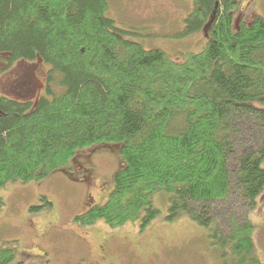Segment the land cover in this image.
<instances>
[{
  "label": "trees",
  "instance_id": "trees-1",
  "mask_svg": "<svg viewBox=\"0 0 264 264\" xmlns=\"http://www.w3.org/2000/svg\"><path fill=\"white\" fill-rule=\"evenodd\" d=\"M238 3L194 0L183 34L210 24L208 41L175 62L125 38L105 14L109 0H0V70L49 67L38 99L0 94V186L41 180L81 148L120 143L113 190L76 222L145 228L163 193L167 220L186 214L234 264H262L249 212L264 190V108L253 104L264 102V19L237 27ZM14 259L0 247V264Z\"/></svg>",
  "mask_w": 264,
  "mask_h": 264
},
{
  "label": "rangeland",
  "instance_id": "rangeland-1",
  "mask_svg": "<svg viewBox=\"0 0 264 264\" xmlns=\"http://www.w3.org/2000/svg\"><path fill=\"white\" fill-rule=\"evenodd\" d=\"M194 9V0H109L105 14L125 32V38L183 62L208 41L210 24L183 34L185 19ZM235 10L237 27L257 17L264 19V0H239ZM48 68L39 61L36 65L19 62L6 74L0 70V94L38 99L47 91ZM53 88L61 90L57 81ZM253 104L264 108L262 101ZM119 148L120 143L84 147L67 165L41 180L0 186V247L14 249L10 264H234V256H223L208 231L186 214L167 220L163 193L153 198L160 213L145 228L139 220L117 228L102 219L90 226L75 221L76 215L107 200L114 176L124 165ZM249 217L255 227V256L264 264V190ZM45 252L49 263L42 256Z\"/></svg>",
  "mask_w": 264,
  "mask_h": 264
},
{
  "label": "flooded vegetation",
  "instance_id": "flooded-vegetation-1",
  "mask_svg": "<svg viewBox=\"0 0 264 264\" xmlns=\"http://www.w3.org/2000/svg\"><path fill=\"white\" fill-rule=\"evenodd\" d=\"M17 64H18V63H17ZM17 64H15L11 69H13ZM3 67H4V64L2 63V66L0 67V69L3 68ZM11 69L6 70V71H3L2 74H6V73H7L8 71H10ZM0 74H1V73H0ZM4 95L9 96V97H12V98L20 99V98L14 97V96H10V95H8V94H4ZM21 100H28V99H21ZM30 100H31V99H30ZM88 205H89V204H88ZM91 207H92V206H90L89 209H90ZM86 211H87V210H86ZM86 211H85V212H86ZM83 213H84V212H83ZM76 216H77V215H76ZM42 256L45 257V262H46V263H49L50 258H47V256H49L48 253L45 252V253L42 254Z\"/></svg>",
  "mask_w": 264,
  "mask_h": 264
}]
</instances>
